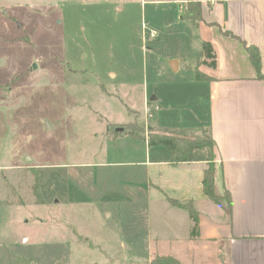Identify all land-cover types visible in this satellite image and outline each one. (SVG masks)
Wrapping results in <instances>:
<instances>
[{"label":"rangeland","instance_id":"obj_1","mask_svg":"<svg viewBox=\"0 0 264 264\" xmlns=\"http://www.w3.org/2000/svg\"><path fill=\"white\" fill-rule=\"evenodd\" d=\"M187 5L0 0V264H151L166 252L132 224L150 208L101 188L98 166L144 159L147 126L199 106L189 82L208 68L209 36Z\"/></svg>","mask_w":264,"mask_h":264},{"label":"crops","instance_id":"obj_2","mask_svg":"<svg viewBox=\"0 0 264 264\" xmlns=\"http://www.w3.org/2000/svg\"><path fill=\"white\" fill-rule=\"evenodd\" d=\"M186 1L200 3L205 26L198 30L207 29L204 35L209 37L203 42L213 44L217 67L206 64L208 68L200 69L197 63L196 71L207 76L198 80L195 74L189 82L191 102L199 106L180 104L179 114L160 124L192 128L197 134L210 127L216 192L231 195V211L204 192L207 161L173 164L172 152L163 145H149L147 134L136 139L145 140L144 159L127 165L101 163L98 171L104 177L97 183L150 208L147 220L148 212L145 217L133 212L137 217L132 224L142 222V238L166 251L155 255H171L182 264L184 257L190 264H264V77H259L247 50V45L259 48L264 74V0ZM158 106L162 117L166 108L160 102ZM123 166H131L130 171L118 168ZM103 192L111 193L107 187ZM178 202L197 211L198 236L191 235L190 211ZM139 214L142 220L137 219ZM141 236L133 233L137 240ZM208 254L215 257L202 261L200 255Z\"/></svg>","mask_w":264,"mask_h":264},{"label":"trees","instance_id":"obj_3","mask_svg":"<svg viewBox=\"0 0 264 264\" xmlns=\"http://www.w3.org/2000/svg\"><path fill=\"white\" fill-rule=\"evenodd\" d=\"M191 17L193 20L199 21L202 17L200 13V3L190 1L187 5ZM226 34H232V32H226ZM202 55L205 57L204 62L209 67L215 69L217 67V59L213 44L210 41L203 42ZM247 50L249 52L252 63L259 73V77H264L261 73L262 68V58L260 56L259 48L254 45H247ZM197 79H207V76L199 71H196ZM155 120H157V112ZM147 137L149 145L159 146L163 145L172 152L171 163L178 164L182 162L190 161H207V169L204 175V192L209 195L214 201L219 204H225L226 209L231 211V195L225 192L224 195H218L216 192V150L215 141L211 133L210 127H206L201 131V134L195 133L192 128L181 129V128H169L163 126H147ZM144 138V137H143ZM183 208L190 211L191 217L193 218L194 225L191 232L192 236H198L200 234L199 218L198 213L193 209L192 206L186 204H180ZM151 264H182L179 258L173 257L171 255H157L152 259Z\"/></svg>","mask_w":264,"mask_h":264},{"label":"water","instance_id":"obj_4","mask_svg":"<svg viewBox=\"0 0 264 264\" xmlns=\"http://www.w3.org/2000/svg\"><path fill=\"white\" fill-rule=\"evenodd\" d=\"M172 62H171V65H172V67L175 69V67H176V61L175 60H171ZM152 98V100H156L157 98H156V96H152L151 97ZM123 129L124 128H118V131H123Z\"/></svg>","mask_w":264,"mask_h":264}]
</instances>
